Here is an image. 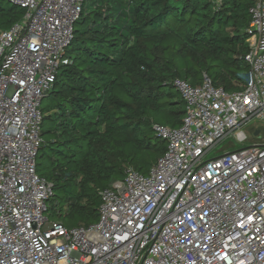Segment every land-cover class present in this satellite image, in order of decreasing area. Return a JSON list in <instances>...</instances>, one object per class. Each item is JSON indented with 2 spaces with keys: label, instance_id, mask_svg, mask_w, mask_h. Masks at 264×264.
<instances>
[{
  "label": "built area",
  "instance_id": "2783aa9c",
  "mask_svg": "<svg viewBox=\"0 0 264 264\" xmlns=\"http://www.w3.org/2000/svg\"><path fill=\"white\" fill-rule=\"evenodd\" d=\"M8 1L25 15L0 31V264H264V0L250 9L241 90L176 79L185 115L154 126L164 155L147 175L128 168L101 191L98 222L72 229L49 220L53 185L36 160L41 102L85 0Z\"/></svg>",
  "mask_w": 264,
  "mask_h": 264
},
{
  "label": "trees",
  "instance_id": "16d2710c",
  "mask_svg": "<svg viewBox=\"0 0 264 264\" xmlns=\"http://www.w3.org/2000/svg\"><path fill=\"white\" fill-rule=\"evenodd\" d=\"M256 1L85 0L40 106L36 166L53 185L49 220L65 209L78 227L90 226L114 179L123 180L128 168L148 174L166 151L154 126L178 128L185 115L176 79L197 86L207 75L217 88L241 90ZM24 15L0 0V31ZM150 151L151 163H135Z\"/></svg>",
  "mask_w": 264,
  "mask_h": 264
},
{
  "label": "rangeland",
  "instance_id": "374dc122",
  "mask_svg": "<svg viewBox=\"0 0 264 264\" xmlns=\"http://www.w3.org/2000/svg\"><path fill=\"white\" fill-rule=\"evenodd\" d=\"M242 79H244V78H242ZM258 125H260V126H262V127H264V122H256ZM255 123V124H256ZM263 136H264V133H263ZM161 142H162V140H161ZM164 142V141H163ZM229 142H232V140L231 141H227L226 143H225V145L226 144H228ZM224 146H220L216 151H214V152H212V154L208 157V158H214V157H216V156H218L219 154H220V150L223 148ZM237 148H242V146H237ZM153 158H154V153L152 152V151H150V153L149 152H143V153H141V154H139L138 156H137V158H136V161H135V163L137 164V165H139V166H142L143 165V163H144V160L145 159H150V163L152 162V160H153ZM153 167V166H152ZM145 170V169H144ZM151 170V169H150ZM149 173V172H148ZM118 181H122V179H114L113 180V183L112 184H114V183H116V182H118ZM48 216V215H47ZM49 217V216H48ZM50 221L52 222V221H57V222H59V223H62L66 228H68V229H72V228H75V227H78V223L72 218V219H69V218H66V210L64 209L63 211H62V213H61V215L59 216V218H57L56 220H52V219H50Z\"/></svg>",
  "mask_w": 264,
  "mask_h": 264
},
{
  "label": "water",
  "instance_id": "95a60500",
  "mask_svg": "<svg viewBox=\"0 0 264 264\" xmlns=\"http://www.w3.org/2000/svg\"><path fill=\"white\" fill-rule=\"evenodd\" d=\"M9 3H11L10 1H8ZM12 4V3H11ZM160 139V138H159Z\"/></svg>",
  "mask_w": 264,
  "mask_h": 264
}]
</instances>
